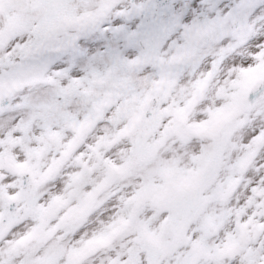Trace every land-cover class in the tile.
I'll return each mask as SVG.
<instances>
[{"label": "snow or ice", "instance_id": "obj_1", "mask_svg": "<svg viewBox=\"0 0 264 264\" xmlns=\"http://www.w3.org/2000/svg\"><path fill=\"white\" fill-rule=\"evenodd\" d=\"M0 264H264V0H0Z\"/></svg>", "mask_w": 264, "mask_h": 264}]
</instances>
